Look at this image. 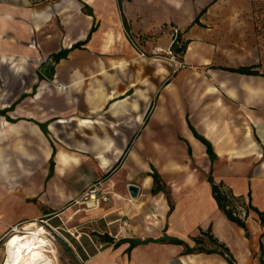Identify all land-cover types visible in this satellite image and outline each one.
<instances>
[{
    "label": "crops",
    "instance_id": "crops-1",
    "mask_svg": "<svg viewBox=\"0 0 264 264\" xmlns=\"http://www.w3.org/2000/svg\"><path fill=\"white\" fill-rule=\"evenodd\" d=\"M38 5L0 1V236L43 221L75 237L80 264H264V66L250 1L59 0V22ZM174 31L183 56H160ZM252 65L258 74L229 70ZM210 175L239 198L245 228L218 208ZM99 177L109 200L83 202L73 223L85 178ZM128 241L140 244L127 252Z\"/></svg>",
    "mask_w": 264,
    "mask_h": 264
},
{
    "label": "trees",
    "instance_id": "trees-1",
    "mask_svg": "<svg viewBox=\"0 0 264 264\" xmlns=\"http://www.w3.org/2000/svg\"><path fill=\"white\" fill-rule=\"evenodd\" d=\"M27 1L29 2L30 5H36V4H40V3H56L59 0H27ZM256 7H257L256 0H251L253 28H254L255 34L258 35L259 33H261V30H264V22L258 18V16H257L258 11H257ZM81 11L87 15H92V10L86 4H83ZM204 11H205V9H203L196 16V18L193 20L192 24H200L199 17L201 16V14ZM125 29H126V31H128L127 27ZM93 30H94V28H92L90 30L88 37L90 36V34L92 33ZM172 39H173V42H172L171 49H170L171 53H173L174 55H179L180 57H182L184 54V51L186 49V46L188 44V40H182L181 37L177 34V32L175 34L172 32ZM81 44H83V42L75 44L72 47H77V46H80ZM64 54H65V51L60 52L55 56H56V58H60V56H63ZM256 66L257 65L243 66V67H239V68H235V69L231 68L229 70L234 71V72H238V73H243V74H258V72L256 70H254V68ZM262 74H264V73H262ZM194 135L205 146L206 154L209 156L210 160H213L216 157V155L212 149L211 143L208 142L204 137L195 133V131H194ZM120 161H121V159H120ZM51 165H52V161H51ZM51 165H50V167H51ZM150 176L152 177L151 191L153 193H156L160 190H163L164 185L161 184L160 176L153 167H151ZM208 181L211 184L213 197L217 203L218 208L225 214V216L228 218V220L236 223L240 227L245 228L244 222L234 212L235 211V204L239 200V198L234 197L229 192L223 191L222 187L220 185H216L214 183L211 175L208 176ZM257 213H258L260 222L264 225V211H262V212L257 211ZM203 235L207 236L208 240L212 244H216L217 246H219L221 248L220 249L221 254L225 255V257L231 262V259L229 258L228 250L225 247H223V245L216 243V240L213 239L212 236L208 232L204 233ZM103 239L109 240L107 237H103ZM194 241L196 244L200 243V241L197 238H194ZM128 242H129V247L127 248V252H129L133 247L140 244V241H128ZM167 242L173 243V244L184 245L185 251L188 253H190L194 250V248H189L181 240L170 239V240H167ZM200 250L205 251V252H213L212 250H205V249H200Z\"/></svg>",
    "mask_w": 264,
    "mask_h": 264
},
{
    "label": "rangeland",
    "instance_id": "rangeland-1",
    "mask_svg": "<svg viewBox=\"0 0 264 264\" xmlns=\"http://www.w3.org/2000/svg\"><path fill=\"white\" fill-rule=\"evenodd\" d=\"M8 5H12V6H24V7H34L33 5H30L29 2H27L26 0H0ZM68 1V0H67ZM74 2V0H72ZM250 4H251V0ZM257 3V16L260 20H262L264 22V0H256ZM41 5H38L37 8L40 7H47L48 9L51 10L52 12V16L53 19L55 20V17H58L60 15V10L57 8V6H53V4L55 3H40ZM234 10H241V9H234ZM243 10V9H242ZM59 19V18H58ZM55 22H59L56 21ZM237 23L238 26H241V29L244 30V32H247L248 30H250V26L248 23V20H239V21H227V20H222V21H218V25L222 26L225 25L227 26V24H233ZM253 23V21H252ZM63 30V28H62ZM255 33V32H254ZM253 42L256 45L257 49H258V54H259V59L261 62V65L264 66V30H261V33H259L258 35L254 34V38H253ZM138 48L143 52V48H141L138 44H137ZM145 56H152V54L147 53V52H143ZM169 56L172 57L174 56L175 59H180L179 55H174L173 53L167 54V53H162L160 54V56ZM140 143H130V147L127 151V154L124 155L123 160L121 162V165H117L115 166V168L111 171V174H114L118 168L120 166H122L124 164V162L127 160L128 156L130 155V153L132 152L133 149L139 148L138 145ZM146 162L149 160L147 158H145ZM84 182L88 185L85 190L84 193L82 195V197L80 199H78V203L80 204H75L74 207H72L73 210L78 209L81 212L78 213L77 215H75L71 221H73V223H76V221H79L80 217L82 216L81 213H84L82 211L83 208H85V204L83 202H87L88 201V190L89 189H96V190H102L105 186V182L106 180L103 179L102 177H99L98 179H95L93 181L88 180L87 178H85ZM39 223H37L36 225L38 226ZM14 227V226H13ZM22 225L18 226V229L21 230V233L26 232L27 230H23ZM11 228H7V230L0 236V264H3L5 261V255H4V242L5 240L9 237V235L12 234L11 232ZM72 228V227H71ZM34 229V228H33ZM64 238H66V240H64L61 235L59 236H55V240H54V245L57 249V253H56V261L57 264H80L79 260H78V254L81 251V246L80 244L77 242V240L75 239V237L71 236L68 232H64L62 230H57ZM82 257V256H81Z\"/></svg>",
    "mask_w": 264,
    "mask_h": 264
},
{
    "label": "bare ground",
    "instance_id": "bare-ground-1",
    "mask_svg": "<svg viewBox=\"0 0 264 264\" xmlns=\"http://www.w3.org/2000/svg\"><path fill=\"white\" fill-rule=\"evenodd\" d=\"M11 43V42H10ZM36 223L24 224L30 235L14 232L4 242L3 264H57V249L53 243L36 230Z\"/></svg>",
    "mask_w": 264,
    "mask_h": 264
},
{
    "label": "built area",
    "instance_id": "built-area-1",
    "mask_svg": "<svg viewBox=\"0 0 264 264\" xmlns=\"http://www.w3.org/2000/svg\"><path fill=\"white\" fill-rule=\"evenodd\" d=\"M175 33H176V31H174V34ZM127 38L130 41V43L132 44V46L139 52V54L141 56H145L144 53L138 48L136 41L131 36L127 35ZM172 58H173V56H172ZM60 88L63 89V87H60ZM222 190L227 192L225 189H222ZM87 195H88V202H92V204H94V205H96L99 202H107L109 200L108 193L104 190H101V189L100 190L89 189ZM38 223L39 224H38L37 228H35V227H33V228H35L36 230H40L41 231L40 234L43 237H45L47 240H49L51 243H53L55 240V236L59 235L57 230L54 228H51L48 224H46L43 221H39ZM18 226H19V224L12 227L11 232L12 233L16 232L18 229ZM23 227H24V225H22L21 228L23 229ZM27 231H29V230H27ZM27 231L24 233L30 235V233ZM17 232H21V230L18 229Z\"/></svg>",
    "mask_w": 264,
    "mask_h": 264
},
{
    "label": "water",
    "instance_id": "water-1",
    "mask_svg": "<svg viewBox=\"0 0 264 264\" xmlns=\"http://www.w3.org/2000/svg\"><path fill=\"white\" fill-rule=\"evenodd\" d=\"M48 63H50V61ZM128 189H129V192H130V195L131 196L135 197L137 195L138 188H137L136 185L130 184L129 187H128Z\"/></svg>",
    "mask_w": 264,
    "mask_h": 264
}]
</instances>
